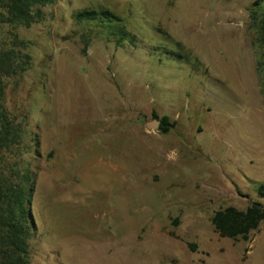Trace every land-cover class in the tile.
<instances>
[{"label": "rangeland", "instance_id": "374dc122", "mask_svg": "<svg viewBox=\"0 0 264 264\" xmlns=\"http://www.w3.org/2000/svg\"><path fill=\"white\" fill-rule=\"evenodd\" d=\"M256 1L54 0L30 28L0 25L32 57L6 83L37 173L30 264H264V222L248 242L212 225L264 204ZM105 9L122 21L75 19ZM153 114L175 127L149 130Z\"/></svg>", "mask_w": 264, "mask_h": 264}, {"label": "trees", "instance_id": "16d2710c", "mask_svg": "<svg viewBox=\"0 0 264 264\" xmlns=\"http://www.w3.org/2000/svg\"><path fill=\"white\" fill-rule=\"evenodd\" d=\"M54 0H0V25L30 28L42 20V8ZM252 23L258 28L259 44L263 53L258 63L264 98V0L253 4L250 15ZM75 19L79 23L121 22L122 19L110 10H84L77 12ZM122 28V29H120ZM123 27L112 35L120 42L135 45L130 34ZM28 43L10 36L0 41V264H30V241L37 236V226L32 213V204L36 193L37 173L23 165V159L29 149L24 142L25 121H18L6 106L7 81L17 78L32 68V57L26 53ZM156 120L159 117L153 114ZM159 130L167 134L175 127L169 117L161 118ZM35 155L41 156L39 142L36 140ZM264 195V186L259 189ZM264 222V204L251 203L246 211L233 207L216 212L212 225L221 238L235 242H248ZM195 252L196 246L189 245Z\"/></svg>", "mask_w": 264, "mask_h": 264}, {"label": "water", "instance_id": "95a60500", "mask_svg": "<svg viewBox=\"0 0 264 264\" xmlns=\"http://www.w3.org/2000/svg\"><path fill=\"white\" fill-rule=\"evenodd\" d=\"M160 125H161V121L155 119V120L147 123V128L149 130L157 131V130H159Z\"/></svg>", "mask_w": 264, "mask_h": 264}]
</instances>
